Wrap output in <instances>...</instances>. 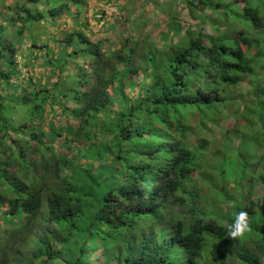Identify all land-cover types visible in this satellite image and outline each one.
Wrapping results in <instances>:
<instances>
[{"label": "trees", "instance_id": "trees-1", "mask_svg": "<svg viewBox=\"0 0 264 264\" xmlns=\"http://www.w3.org/2000/svg\"><path fill=\"white\" fill-rule=\"evenodd\" d=\"M91 1L0 0V264H264V227L250 251L229 235L234 213L197 209L206 146L188 145L222 120L232 86L264 99V6L242 10L250 28L230 44L199 32L103 52L84 28Z\"/></svg>", "mask_w": 264, "mask_h": 264}, {"label": "rangeland", "instance_id": "rangeland-1", "mask_svg": "<svg viewBox=\"0 0 264 264\" xmlns=\"http://www.w3.org/2000/svg\"><path fill=\"white\" fill-rule=\"evenodd\" d=\"M198 1L119 0L121 4L127 5L125 10L117 11L115 6L118 0H92L87 13L86 21H88L84 24V28L92 41H97L99 37L107 40L103 52L114 46L119 47L120 41L125 38L139 39L143 36L149 37L150 34V40L147 41L152 43L159 52L162 42H165L163 40L165 28L170 29V24L167 19H164L159 26L154 15H158V18H169L171 14L174 15L172 26L175 25L181 29L188 28L183 24L187 16L179 11L181 8L190 9L196 15L194 20L199 28L191 26L182 32L184 39L177 37L179 32L174 31V27L171 28V35L174 37L170 41L175 45L194 39L206 28H218L217 23L224 25L227 32L230 26H240L236 27V34L243 38L248 33L244 29L250 28V22L247 21L250 16L244 17L242 10H245L247 6H264V0H200V3ZM107 4L110 6L105 7V16L96 15L95 18L91 16L96 6L102 7ZM234 13H239L240 16ZM147 14H149V21L144 20L141 23L147 25L136 24V18H142ZM219 14L220 19L215 21ZM67 17L65 19H68ZM105 23H110V26L107 27ZM65 25H70V22L66 21ZM99 32L105 35L100 36ZM224 37L229 38V35L226 34ZM162 46L166 47L165 44ZM231 89L234 91L229 90L227 107L222 109L218 116V118L222 117V120L217 122V125H212L206 133L195 130V134L188 139L190 148H194L201 142H205L206 146L198 152L196 161V167L199 170L196 171L194 180L199 183V190L203 197L197 209L205 212L210 210L211 218L219 219L221 222L231 212L234 213L233 216H236L239 213L238 208H241L239 211L250 208L252 212L247 221L253 223L257 229H261L264 227V203L260 201L263 187L256 184V180L260 174L264 176V163H262L264 135L260 134L264 127V112L261 117L245 119L241 108L250 107L253 103L252 91L247 86H232ZM57 120L59 121L58 118ZM244 166L248 170H244ZM230 197L233 200H229ZM251 202H254L253 207H250ZM253 224L249 231L239 237L241 244L245 241L244 246L250 251L258 246L257 233L253 232L255 231L252 228ZM41 230L42 228L38 227V231Z\"/></svg>", "mask_w": 264, "mask_h": 264}, {"label": "clouds", "instance_id": "clouds-1", "mask_svg": "<svg viewBox=\"0 0 264 264\" xmlns=\"http://www.w3.org/2000/svg\"><path fill=\"white\" fill-rule=\"evenodd\" d=\"M200 1V0H199ZM198 1V2H199ZM108 6H110V4H107L105 7H108ZM104 7V9L106 10V8ZM116 7V6H115ZM179 10V9H178ZM179 11H181V13L182 14H185L186 16H187V20L186 21H183V24L186 26V27H188L187 29H189L191 26H195L196 27V29L197 28H199V26H196L197 25V23L195 22V16L196 15H194L193 13H192V11L190 10V9H187V8H185L184 10L181 8ZM223 11H221V13H222ZM220 13V14H221ZM225 13V12H224ZM220 14H219V16L217 17V19L215 20V21H217V20H219L220 19ZM237 14V16H240V14L239 13H236ZM149 14H147V15H145V16H142V18H143V21L144 20H146V21H149V16H148ZM155 17H156V22H159V26H160V24H162V22H163V20L164 19H167V21L169 22V24H170V29H168V27L167 28H165V32H164V34L166 33V32H169L170 34H171V28H173L174 27V31H175V29L176 30H178V29H181L180 27H175V25H173L172 26V20H174V18H175V16L174 15H172L171 14V16L169 17V18H158V15H154ZM136 23L137 24H141L143 21L141 20V18H136ZM185 22H187V23H185ZM189 24V25H188ZM169 26V25H168ZM217 26H218V28H215V27H213V28H207V30L206 29H204V31L202 32V33H204V35H206L207 37H211V36H214V37H217L219 40H220V43L222 44L223 42H226L227 44H230L231 43V41H232V38H233V31H235V33H236V30H237V28L236 27H240V26H238V25H235L236 27H234V26H230L229 27V29H228V32L226 31V27L224 26V25H219V23H217ZM187 29H185V30H187ZM217 30L219 31V32H217ZM245 30V29H244ZM246 32H247V30H245ZM194 33V32H193ZM226 34H228L229 35V38H227V37H224V36H226ZM164 36V35H163ZM177 37L178 36H180V37H182V39H184V37H183V34H181V32H179L177 35H176ZM149 37H151V34L149 35ZM173 37H174V35H172V38L171 39H173ZM244 38V37H243ZM170 39V40H171ZM163 40H164V38H163ZM170 40H168V41H165V42H162V45L163 44H165L166 45V47L167 46H169V45H174ZM184 41V40H183ZM185 42V41H184ZM183 43V42H182ZM204 44H207V42H205L204 41ZM161 45V46H162ZM255 59V61H256V63L254 64V72H255V74H257V75H259L260 77H262V78H264V68H261V66H264V60H260L257 56L254 58ZM236 86H247L248 87V89H250L251 91H252V89L253 88H251V86L249 85V83L247 82V81H245V82H243V83H241V84H239V85H236ZM226 99H228V97H225V100ZM254 99V98H253ZM263 101V102H262ZM254 103H261L262 105H263V107H264V99H263V97H262V99H259L258 101H256V100H254L253 101V103L250 105V107H252L253 106V104ZM248 107V106H247ZM247 107H244V108H247ZM243 110V109H242ZM264 110V109H263ZM247 217H248V213L246 212V211H240L236 216H235V219H234V221H233V223H232V225H231V230H230V233H229V235H230V237L231 238H237V237H240L241 235H243V234H245L247 231H249V227L251 226V224H253V223H250V221H249V223H250V226H249V224L247 223ZM253 226H255L254 224H253ZM255 228H256V226H255ZM251 233V232H250Z\"/></svg>", "mask_w": 264, "mask_h": 264}]
</instances>
